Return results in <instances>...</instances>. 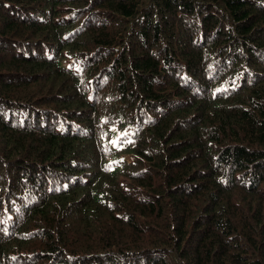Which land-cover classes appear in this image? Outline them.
I'll list each match as a JSON object with an SVG mask.
<instances>
[{
    "label": "trees",
    "instance_id": "obj_1",
    "mask_svg": "<svg viewBox=\"0 0 264 264\" xmlns=\"http://www.w3.org/2000/svg\"><path fill=\"white\" fill-rule=\"evenodd\" d=\"M0 264H264V0H0Z\"/></svg>",
    "mask_w": 264,
    "mask_h": 264
}]
</instances>
